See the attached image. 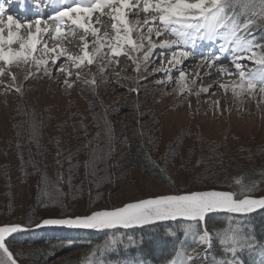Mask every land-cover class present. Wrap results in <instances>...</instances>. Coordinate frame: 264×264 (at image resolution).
I'll return each instance as SVG.
<instances>
[{"label":"trees","instance_id":"16d2710c","mask_svg":"<svg viewBox=\"0 0 264 264\" xmlns=\"http://www.w3.org/2000/svg\"><path fill=\"white\" fill-rule=\"evenodd\" d=\"M245 5L243 11H234L233 5L230 10L239 22L253 21L249 33L257 45L264 46V0H250ZM258 49L264 53V47ZM79 94L86 106L83 112L77 110L76 98L63 106L39 105L31 111L17 104L4 123H9V130L0 136V226L30 229L43 219L73 218L90 214L95 208H115L109 203L106 188L122 183L126 173L119 164L121 148L111 119L114 115L121 143L128 149L127 163L133 168L151 174L168 187L175 184L170 167L191 174L175 186L173 194L240 193L244 187L250 189L244 194L264 197V145L252 147L234 143L232 138L229 142L228 137L213 140L200 136L191 141L189 138V144L178 150L179 141L160 144L161 134L148 118L145 122L127 117L141 114L138 102L132 98L109 104L86 90ZM237 179L240 184L235 182ZM23 187L30 201L20 200L18 189ZM228 216L232 219L230 228L236 226V231H241L238 234L253 243L250 246L263 249L264 209L243 215L210 216L207 229L217 236L214 256L233 260L221 243ZM187 226L184 222H158L103 232L42 230L15 234L6 243L18 264H47L74 251L79 253L58 264H171L179 254ZM113 236L119 243L105 248V241ZM236 258L243 264L255 262L245 247L237 251ZM0 264H6L2 250Z\"/></svg>","mask_w":264,"mask_h":264},{"label":"snow or ice","instance_id":"6c2138e0","mask_svg":"<svg viewBox=\"0 0 264 264\" xmlns=\"http://www.w3.org/2000/svg\"><path fill=\"white\" fill-rule=\"evenodd\" d=\"M21 2V0H17ZM45 0H38L39 3H44ZM60 5L54 16L55 33L61 34L65 29L63 28V22L65 18L71 21L72 25H77L83 29L85 33L91 32V35L97 36L98 29L90 27L89 23L94 14L111 15L115 12L116 15L112 16L114 21H119L120 25H123V32L125 35H120V29L116 23L112 24V28L116 31L115 37L117 44L121 41L130 45L133 51H138L141 47L137 45L131 39V33L134 27H130L126 21V16L142 10L146 14L145 24L149 23L148 14H151L150 19L155 22L157 19L164 25L165 29H168L170 25H179L178 29H173L172 34L177 37L178 41H183L185 44L189 38L195 39H213V37H221L227 43L233 44L232 51L234 53L232 63L235 65V71L240 77L241 84L239 85L241 91L245 90L244 83L246 81V88L249 92L259 87V91L264 93V72H252L245 73L242 70V65L239 61L251 60L255 57V53L252 57L244 55H236V53L249 51L252 46V41L246 39L243 36L238 35L241 31L248 33L253 21L247 20L243 24L238 23L235 19L234 13L230 14L228 9L232 8L233 0H55ZM119 4V7L115 6ZM142 5V9H141ZM109 9V12H105V9ZM6 13L0 9V61H3L5 65H9L14 61L27 63L32 56V51L36 48L37 41L34 39L30 29L31 24H24L18 18H14L13 15L8 14L7 19H4ZM99 22V17H97ZM203 20L210 23H200ZM37 25L40 24V20L36 21ZM139 23V22H137ZM13 28L16 31H13ZM202 28H208L207 34H201ZM7 29V36L4 35ZM28 29L29 35L27 41L21 42L18 38L19 30ZM69 31L71 29H68ZM223 30V31H221ZM37 33L41 31L39 27L36 29ZM44 31H47L45 29ZM149 33L153 31L151 27L148 28ZM107 36V33H105ZM157 37L161 35L160 32L156 33ZM55 38V37H54ZM143 38V37H142ZM19 43V50L13 52L10 48L5 51V45H11L13 43ZM83 54L79 57H68L73 64L79 66L85 60L89 65L94 61V54L90 55L87 51L88 43L83 40ZM177 41L162 42L160 45H152L151 40L149 52L145 54V59L152 55L153 50L156 47L166 48L170 47ZM95 53H99L105 46V42L97 38L94 42ZM111 51L116 56L121 55L119 47L111 46ZM257 47H264L257 45ZM226 51L224 45H221V52ZM63 55V54H61ZM176 54H174L175 56ZM188 52L182 51L179 56L187 57ZM131 59V57H130ZM216 61L220 60V57H215ZM37 68L40 64H47V61L33 60L32 61ZM257 63L264 65V56H260L256 61ZM53 65L57 64V59L52 60ZM211 67L212 64L210 63ZM66 72L65 69H58ZM104 69L102 68L101 71ZM138 70V69H137ZM222 73L227 72V69L221 68ZM5 73V69L0 68V75ZM45 74L48 75L47 69ZM231 74V73H229ZM210 75V74H209ZM33 73L29 71L25 80L31 78ZM180 77L183 79L184 72H180ZM13 81L15 76H12ZM77 79L79 76L77 75ZM64 83L71 87L72 84L65 80ZM87 83L95 84L94 80L87 81ZM202 88L200 91L207 93L209 89ZM223 87V85H221ZM15 91H20L16 88ZM137 91V89H132ZM235 91V89H234ZM240 184L241 181L237 179L235 181ZM250 191L248 188L242 187L240 193L233 191H204V192H189L186 194H161L152 198L141 199L136 202L127 203L122 207H116L113 209H104L92 211L90 214L77 216L73 218H48L43 219L37 227L42 226H66L70 228L80 229H92V230H106L115 228H129L133 226H142L152 224L156 221L177 220L183 219L185 221L194 222L197 226V231L194 233L195 243L198 245L196 249H193V254L188 256V264H195V260L200 258V253L204 252L207 256L206 249L212 246V236L207 229V218L210 214L216 212H224L229 214H247L255 211L257 208L264 209V197L252 198L249 195L244 194ZM243 196V198H241ZM203 225V230L200 231V226ZM22 230L20 225H8L0 226V250L7 255L11 264H16V261L12 258V254L5 247L6 236L16 233ZM187 232V230H186ZM246 238L241 237L238 233L233 232L231 235L221 239V243L225 245V252L231 253L233 258L236 256L237 249L245 246ZM119 243L116 237H109L105 241L104 247H112ZM179 264V262H176ZM223 264H234L233 260H225Z\"/></svg>","mask_w":264,"mask_h":264},{"label":"rangeland","instance_id":"374dc122","mask_svg":"<svg viewBox=\"0 0 264 264\" xmlns=\"http://www.w3.org/2000/svg\"><path fill=\"white\" fill-rule=\"evenodd\" d=\"M244 1L248 2L250 0ZM34 3L37 2L32 0L31 9ZM237 4L242 5V2L237 1ZM3 11L10 13L8 12L9 10ZM200 23L203 24L210 22L201 20ZM157 25L158 23H156V26ZM169 27L172 32L173 29H178L179 25H170ZM160 30V28L156 29L157 32H161ZM208 31V28H202L201 34L206 35ZM168 38H172L174 40L176 39L175 41H177V43L180 42L173 34H169ZM206 39L207 38H189L187 43L189 41V43L192 42L197 44L205 41L203 44L206 46L208 43L212 42L206 41ZM212 40L213 42L220 40L227 43L221 37L214 36ZM248 40L252 41V39ZM142 42L143 41L139 42L141 44H139L140 46H144V42ZM181 43L185 44L183 41H181ZM187 43L185 45H188ZM209 48H206L208 53H210ZM243 53L244 56L249 57H252L253 53L256 54L251 60H243L241 62L242 70H244L245 73L264 72V65L256 62L259 57L263 55L255 51L253 46H251L249 51H245ZM88 68V66L82 68L79 74L80 76L78 75L79 79H77V75L70 78L72 84L71 87H68L65 84H57L58 86L55 85L53 82L55 77H52L53 81L51 82L45 81L47 78L44 77L41 78L40 81L34 80L33 78L30 80L29 86H27V83L22 82L17 84L19 86L16 85L10 87L5 84L0 85V136L4 135L9 130V123L6 125H4V123L7 121L8 117L13 114L12 110L17 106V104H21L24 109H29V111H31L39 105H50L54 107L63 106L69 100L76 98L77 110H81L83 112L86 106L83 105L84 101L80 100L79 91L86 90L87 94H92L100 102L104 103H115L120 99L127 97L132 98L133 102L137 101L141 114L134 116L128 114L127 117L134 120L148 118L151 121V126L155 128L154 130L161 134V145H166L168 143L176 144L179 141L177 147L179 150L180 147H182V149L186 147L193 138L200 136L208 137L213 140H220L222 137H228L229 142L232 138L235 140L234 143H247V145H251L252 147L264 145V93H260L259 90L254 89L252 90L253 92L251 91L250 93L247 90L249 94L244 93L238 102H235L231 94L226 92L224 97L230 99L214 102V99V101L211 100L213 98L211 95L212 91L202 95L200 98L194 97V92L188 93L189 95L186 92H182L176 96H169L168 94L171 92L170 87L162 88L155 85V83L160 79L159 76L147 77V75L144 76V74L138 75L136 72L133 73L131 72L132 70L126 71V75H122L123 73L116 68L110 70L106 69L95 75L91 73ZM238 77L239 76H235V79L240 81V78ZM91 80H94L95 84L87 83V81ZM243 83L246 88V81ZM238 84L240 85L241 81ZM16 87L19 88L20 91H15ZM132 89H137V91H132ZM218 94H221L220 90L216 91L217 96ZM187 98H190V100L187 101ZM207 100L213 101V103L204 106ZM131 108L133 107L131 106ZM111 119L115 122L114 124L116 128L114 132L117 136L116 139L119 140L118 149L121 148L118 155L120 157L119 164H123L121 171L126 173L125 180L122 183L117 185L115 188H106V193L109 196V203H113L115 208L122 207L127 203L152 198L161 194H173V189L175 186L179 187V185H181L180 182L182 179L191 177L189 176L191 174L188 172L185 174L180 169L174 170V167H170L169 175L175 181V184L170 183V185H173L174 187L170 185L168 187L151 174L144 172L141 169L133 168L127 163L128 149H125L124 144L121 143L122 140L119 133L117 117L114 115L111 116ZM149 120H146L145 122H148ZM18 191L22 193L20 200L25 198L26 201H30L26 194V187L19 188ZM96 209L103 210L108 208H95V210H93L97 211ZM231 223L232 219L229 218V216L224 219V226H226L225 237L231 235L233 232L241 234L239 228H237L238 232L236 231V226L230 228ZM184 230L186 240L184 239L179 244V254L171 264H176V262H179V264H188V256L193 254V249L196 246L195 239H198V237H194V233L197 231V226L193 222L188 223L187 228ZM200 231L202 230L200 229ZM211 233L214 237L211 248L207 249V256L205 257L204 253L201 252L200 258L195 260V264H223V262L227 260L226 257L214 256L213 247L216 244L217 236L213 231ZM225 237H222L221 239H224ZM242 242L245 243L244 247L247 249L248 255L255 257L254 264H264V249L260 250L256 246H250V244L253 243L251 241L249 242V240ZM242 248H238L237 251ZM78 253L79 252L74 251L58 259L53 258L46 263L58 264L62 260H65L70 256H75ZM229 255L230 257H233L231 253H229ZM234 262L237 264H243L239 258L234 259ZM6 264H11L7 256Z\"/></svg>","mask_w":264,"mask_h":264},{"label":"bare ground","instance_id":"6f19581e","mask_svg":"<svg viewBox=\"0 0 264 264\" xmlns=\"http://www.w3.org/2000/svg\"><path fill=\"white\" fill-rule=\"evenodd\" d=\"M35 1L37 3L33 4V10L31 9L32 0H21L19 3L17 0L8 1L11 6L13 4H17L18 6L21 5L25 10L31 11V13H28V15L25 16L23 12H17L14 8H9L10 13L4 11L6 13L4 19L6 20L7 15L11 14L14 18H18L22 23L26 25L31 24L32 27L30 31L34 39L37 41V45L32 51V56L29 58L27 63L14 61L9 65H5L3 61H0V68L5 69V73L0 75V85L5 84L11 87L22 82L27 83V86H29L31 79L34 78V80L40 81L43 77L47 78L45 81L50 82L53 81L52 77H55L53 81L55 85L65 84V80H68L71 83L70 78L75 75H79L82 68L88 66V70L95 75L102 72V68L104 70L116 68L123 73L122 75H126V71L132 70L131 72H136L138 75L144 74V76L147 75V77L159 76L160 79L157 82L155 81V85L162 88L170 87L171 92L168 94L169 96H176L182 92H186L187 94L194 92V97L200 98L202 95L212 91L211 95L213 98L211 100L214 99V102H220L227 99L224 97V94L228 92L231 94L234 101L238 102L244 93H248L246 88L244 91H241L238 84L240 81L235 79V76L239 75L236 73L235 65L232 63L234 55L232 51V48L234 47L233 44L219 41L215 43H208L206 46H204L201 42L189 46L182 44L180 41L172 44L170 47H156L153 50L152 55L145 59V54L148 53L150 49L149 40H151L152 45L157 46L162 42H171L176 40L168 38V35L172 34L170 27L165 29L164 25L161 24L158 19L155 22L151 21V14H148V24H145L146 14L142 10L126 16V21L129 26L134 27V30L131 33V39L137 45H139V42L141 41L144 42V46H141L138 51H133L132 47L123 41H121L119 45L117 44L115 39L117 33L112 28V24H117L120 29L121 36L125 35V33L123 32V25H120L119 21H114L112 19V16L116 15L115 12H112L111 15H100L97 13L93 15L90 21H86L89 23L90 27H95L99 30L97 36L91 35L90 31L85 33V31L77 25H72L71 21H68L67 18H65L63 22V28L65 31L57 35L55 33L54 16L60 5L56 3L55 0H45L44 3L39 4L38 0ZM115 6L119 7V4L117 3ZM0 9L8 10V8H4L1 3ZM104 11L107 13L109 12V9L106 8ZM97 17H99V22ZM37 20H40L39 25L36 23ZM156 23H158L157 26ZM37 27L41 29L39 33L36 31ZM149 27L153 29L151 33L148 31ZM158 28L161 29V35L159 37L156 35V29ZM45 29H47V31H44ZM68 29L71 30L69 31ZM13 31L15 32L16 29L13 28ZM105 33H107V36ZM4 35L7 36V29L5 30ZM28 35V29H21L19 30L18 38L21 42H25L27 41ZM97 38L105 42V46L99 53H95V47H97V45H94L93 43ZM83 40H86L88 43L87 51L89 54H94V61L91 65H89L85 60L82 64L77 66L76 64H73L68 57L82 56ZM108 45L119 47L121 55L116 56L112 53L111 47ZM221 45L225 46L226 51L221 52ZM4 47L5 51L10 48L13 52H15L19 50V43L14 42L13 44L5 45ZM207 47L209 50H212V53H208L206 49ZM182 51L188 52L186 58L179 56V53ZM174 54L176 55L174 56ZM243 54V52L236 53V55ZM215 57H220V60L216 61ZM53 59H57L56 65H53ZM33 60L47 61V64L42 63L39 68H37V66L32 62ZM242 61L243 60L239 62L241 63ZM210 63L212 64L211 67L209 66ZM221 68L227 69V72L222 73L220 71ZM45 69H47V72L49 73L48 75L45 74ZM58 69H65L66 72L71 73V75H66L65 72ZM29 71L33 73V76L25 80V76L28 75ZM181 71L184 72L183 79L180 77ZM13 74L15 76L14 81L12 78ZM221 85H223V87H221ZM209 86L212 87L207 93L200 91L202 88H208ZM218 90L221 91V94H218L217 96L216 91ZM256 90H259V87H257ZM188 100H190V98H187V101ZM213 101L207 100L204 106L212 104ZM197 247L198 245L196 244L194 249Z\"/></svg>","mask_w":264,"mask_h":264},{"label":"water","instance_id":"95a60500","mask_svg":"<svg viewBox=\"0 0 264 264\" xmlns=\"http://www.w3.org/2000/svg\"><path fill=\"white\" fill-rule=\"evenodd\" d=\"M256 210H261L260 208H257ZM218 213H220V214H224V212H216L215 214H218ZM177 220H181V219H177ZM183 220V219H182ZM167 221H175V220H167ZM134 227V226H133ZM47 228H51V229H53V228H59V229H71V230H78V231H103V230H92V229H80V228H70V227H66V226H42V227H34V228H32V229H30V230H21V231H18V232H33V231H39V230H44V229H47ZM129 228H131V227H129ZM116 229V228H115ZM119 229H125V228H119ZM18 232H16V233H18ZM13 234H15V233H12V234H10V235H8V236H6V239L8 238V237H10L11 235H13ZM5 239V240H6ZM6 247V246H5ZM13 258V257H12ZM17 264V263H16Z\"/></svg>","mask_w":264,"mask_h":264}]
</instances>
